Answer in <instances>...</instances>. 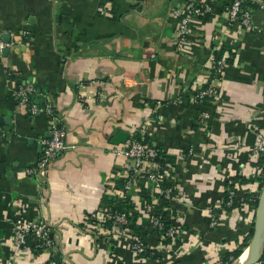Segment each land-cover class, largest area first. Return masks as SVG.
<instances>
[{
  "label": "crops",
  "instance_id": "0c3cea01",
  "mask_svg": "<svg viewBox=\"0 0 264 264\" xmlns=\"http://www.w3.org/2000/svg\"><path fill=\"white\" fill-rule=\"evenodd\" d=\"M205 1L211 14L192 19L179 43L172 11L185 0H0V40H10L0 53V264H214L250 233L255 210L244 202L226 211L223 197L228 189L237 199L259 197L264 179L252 152L255 132L264 131V0H246L249 28L225 21L231 0ZM223 47L231 61L211 78L214 51ZM27 84L41 109L35 114L12 95ZM208 84L214 96L196 99ZM46 107L66 131L67 148L45 177L33 178L25 169L49 135ZM119 131L171 160L174 240L154 234V200L141 209L139 192L131 199L144 231L135 235L155 257L130 248L132 230L98 219L102 198L124 175L125 159L113 153L119 144L111 143ZM209 207L219 215L213 228ZM19 219L49 224L51 253L33 240L14 247Z\"/></svg>",
  "mask_w": 264,
  "mask_h": 264
},
{
  "label": "built area",
  "instance_id": "2783aa9c",
  "mask_svg": "<svg viewBox=\"0 0 264 264\" xmlns=\"http://www.w3.org/2000/svg\"><path fill=\"white\" fill-rule=\"evenodd\" d=\"M245 0H231L224 8V19L227 24L238 23L245 28L252 25L253 12L250 7L243 6ZM212 12L211 3L205 0H185V2L173 9L172 13L178 18L176 29V37L179 43H184L190 34V22L194 18H205ZM11 44V43H10ZM13 44V43H12ZM4 46L0 40V48ZM212 72L216 75H221L225 66L226 60L224 57L216 59L212 58ZM35 93V87L31 84L19 86L12 95L20 104L29 106V113L35 114L41 109L32 102V97ZM214 96V89L210 84L199 89L195 95L196 99L203 97ZM48 116L49 137L40 139L41 151L36 162L25 169L27 176L33 178H43L46 175L48 165L52 159L67 148L66 131L59 126V121L51 107L45 109ZM191 153V149L188 150ZM252 152L259 157L264 154V131H256L252 145ZM115 156H122L125 159L124 175L121 179V185L116 188L111 198L123 202L131 201L134 191H140V183L143 182L146 191L151 195L155 203V209L160 213L167 211L168 203L174 197V188L169 179L171 162L167 158H163L164 162H160L163 151L156 145L150 143L146 139L138 137L135 134L129 136L125 143L119 144L113 149ZM259 173L262 174L263 166L255 165ZM264 175V174H263ZM226 207H230L233 203L234 193L232 190L227 191ZM156 211V210H155ZM209 225L215 227L219 222V215L213 207H209ZM99 221L110 222L112 227H121L128 230V217L125 211L112 209L111 207L100 209ZM152 228L158 233L161 238L168 237L174 240L178 234L176 227L169 223L165 225L160 215H152L150 217ZM138 238L134 235V239H130V248L142 254L146 251L143 242L135 240ZM28 240H33L36 249L50 252L54 248L53 240L50 236V226L43 219L35 220H17L13 245L16 249L24 247ZM152 253V252H151ZM41 264H58L54 259H49ZM214 264H227L218 259Z\"/></svg>",
  "mask_w": 264,
  "mask_h": 264
},
{
  "label": "trees",
  "instance_id": "16d2710c",
  "mask_svg": "<svg viewBox=\"0 0 264 264\" xmlns=\"http://www.w3.org/2000/svg\"><path fill=\"white\" fill-rule=\"evenodd\" d=\"M243 6L245 7H250L252 8L253 5L252 3H250L249 1H244L243 2ZM226 47H223L220 51H214V57L216 59H219L221 56H222V53L223 51L225 50ZM231 59L230 58H227L226 62H230ZM215 77H218V75L214 74L212 72L211 74V78H215ZM33 98V97H32ZM205 98V97H203ZM202 98V99H203ZM163 158H167L168 157L165 155V154H161V158H159L158 160L160 162H164V159ZM170 160V159H169ZM171 162V160H170ZM255 165H260V166H263L264 167V154L263 155H260L259 158H258V161ZM262 174H264V168L262 169ZM239 181L241 182H245L247 181V179L243 178V177H239L238 179ZM259 181V187H262V183H263V177H259L258 179ZM139 194L142 196V202H141V209H144L148 206H151L153 205L152 203V197L151 195H149L146 191V187H145V184L143 182L140 183V191H139ZM227 192L224 193V197H223V207L224 209H226V211L230 210L231 208L241 204V203H244L246 202L249 206V208L255 210L256 207H257V203H258V196L257 194L255 193H250V194H246L242 199H237L234 197L233 199V203L230 207H226L225 206V202L227 200ZM108 207H111L112 209H118L120 211H125L127 213V217H128V226L127 228L129 230H132L134 235L135 234H139L141 236H144V231H143V227L142 225H139L137 222H138V210L136 209V206L134 205V203L132 201H128V202H123V201H119V200H115L111 197H107V196H104L101 200V203H100V208L99 209H104V208H108ZM154 209H155V206H154ZM156 211L153 213V215H160L161 218L163 219L164 221V224L165 225H169L170 223V215L167 211H164L162 213H160L159 211H157V207L155 209ZM89 220L90 221H93V218L91 217V215H89ZM105 227L106 228H110L111 227V224L110 222L108 221H105ZM154 234L158 236V233L152 229ZM252 233H253V228H251V231L250 233L244 237L243 241L241 243H239L231 252L225 254L224 256H222V260L224 262H226L227 264H231L233 262V260L237 259L240 254L242 253V250L243 248H245L247 245H248V242L252 236ZM131 239H134V236L132 235V238ZM135 240H138L139 241V238H135ZM170 241V239L168 237L166 238H163V242L164 243H168ZM36 249V248H35ZM36 250H41V249H36ZM152 250L150 249H146V251L143 254L145 255H151V256H156L155 252L153 254H151ZM264 264V250L262 252V255L258 261V264Z\"/></svg>",
  "mask_w": 264,
  "mask_h": 264
},
{
  "label": "water",
  "instance_id": "95a60500",
  "mask_svg": "<svg viewBox=\"0 0 264 264\" xmlns=\"http://www.w3.org/2000/svg\"><path fill=\"white\" fill-rule=\"evenodd\" d=\"M9 41H10L9 35L5 34L3 36V42L8 43ZM8 51L9 48L7 47L0 49V53L2 55H6ZM36 92L38 95L35 99V102L38 103L39 100L41 99L40 88H38ZM47 137H49V135ZM127 139H128V132L119 131L115 136L112 137L111 143L118 145L125 143ZM247 247L250 248L249 257H247V259L243 261H239V259H237L231 264H256L258 263L262 255V252L264 250V179L258 197L257 207L255 209V216L253 221V233Z\"/></svg>",
  "mask_w": 264,
  "mask_h": 264
},
{
  "label": "bare ground",
  "instance_id": "6f19581e",
  "mask_svg": "<svg viewBox=\"0 0 264 264\" xmlns=\"http://www.w3.org/2000/svg\"><path fill=\"white\" fill-rule=\"evenodd\" d=\"M249 252H250V250L249 249H247L242 255H241V261H243V260H245V259H247V257H249ZM240 261V260H239Z\"/></svg>",
  "mask_w": 264,
  "mask_h": 264
},
{
  "label": "rangeland",
  "instance_id": "374dc122",
  "mask_svg": "<svg viewBox=\"0 0 264 264\" xmlns=\"http://www.w3.org/2000/svg\"><path fill=\"white\" fill-rule=\"evenodd\" d=\"M129 230V229H128Z\"/></svg>",
  "mask_w": 264,
  "mask_h": 264
}]
</instances>
